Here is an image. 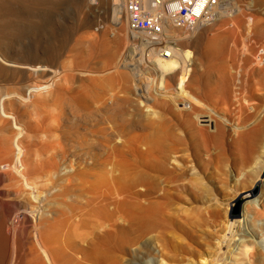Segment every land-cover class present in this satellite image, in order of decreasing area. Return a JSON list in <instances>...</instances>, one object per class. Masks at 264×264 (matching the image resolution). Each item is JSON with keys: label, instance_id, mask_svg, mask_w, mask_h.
<instances>
[{"label": "bare ground", "instance_id": "1", "mask_svg": "<svg viewBox=\"0 0 264 264\" xmlns=\"http://www.w3.org/2000/svg\"><path fill=\"white\" fill-rule=\"evenodd\" d=\"M55 1L0 0V78L20 79L26 74H37L38 76L40 74V76L48 78L44 82L42 81V84L38 83L39 85H37L36 83L33 86L34 83H32V86L22 92L13 93L12 98L0 100V129L4 131L10 129L13 134L12 138L8 136L9 138L0 140V175H4V178L0 179V185L6 181L9 182H7L9 185L5 184L8 190L3 192L1 188L0 196L5 198L3 199L5 201L7 199L9 202L12 200L16 205L14 211L12 209L14 215L10 218L11 223L5 224V221L8 220L6 217H4L6 220L1 219L3 212H1L3 214L0 217L4 221V225L2 221V226H5L3 227L4 231L6 229L5 233H3L4 231L2 233L5 234V243H7L5 247L7 249H3H6V256L8 255L9 260L11 259L9 264L19 263L20 256L26 250V246L40 250L43 259L46 261L43 262L41 258L40 263L42 261L43 264H63L61 260L67 256L60 259L58 255L63 252L60 242L65 236L59 234V237H63L59 240L58 236L53 233L49 236L46 235L50 231L53 232V223L57 226L55 221L51 222L56 219V216L58 217L56 221L61 218V221L58 220V222L65 224V226L61 225V228L65 227L66 233L73 237L71 244L78 251V259L90 264H124L123 256L128 254L131 247L134 248L133 252L137 263L150 264L149 261L145 260L144 255L152 256L154 253L153 245L156 242L160 243L163 252L160 250L161 255L157 253L156 256H153L155 259H162L161 262L156 261L154 264H163V261H167V263L164 262L166 264H184L186 260L191 258L196 259L201 264H264L263 149L256 166L252 170L250 169L258 181L252 190L238 193V198L233 202L230 213L228 212L230 218L228 217L226 221L206 225L208 230L201 229L202 233L194 242L195 244L193 243L194 245L188 244L189 242L186 243L187 241H181L180 239H183L185 235L183 234L184 236L182 235L183 237L180 238L175 234L176 230L173 232L174 229H170L171 209L173 208L169 183L173 178L172 169L184 167L178 159L181 158L179 155L181 152L190 149L188 141L194 137L198 138L199 136H196L199 134L210 136L216 133L222 125L226 126L227 124L238 128L241 127L239 123L246 126L247 124L244 123L246 121L249 126L251 124L253 126L257 122L264 126V49L259 51V55L256 54L257 57L250 56L254 51L252 49L250 50L251 53L248 52L250 55L246 52L248 57L242 58L243 67L237 74L234 72V75L231 76L225 72V74H217L212 69V63L213 61L215 63L218 57L219 59L231 57L233 60L239 59L241 62V55L246 48L241 46L242 43L240 45L237 42L238 39L236 42L227 37H225L226 40L219 39L214 31L215 36L214 34L211 35V31L216 28L214 25L218 24L223 17H233L241 7H238V4L236 7L233 5L235 3H229V0H198L193 7V13L200 15V19L195 25L186 27L195 40L187 42L183 47L176 48L172 47L170 42L178 41L179 36L182 38L184 34L174 29L176 28L175 25L165 27L161 35L149 31L132 30L128 26V17L124 10L126 0H106L110 3L108 13L111 14L112 20L120 26L122 35L124 34L131 40L137 39L142 45V53L137 65L135 63L130 65L132 62L127 63V60H120L121 62L118 60L119 62H117L116 55L119 56V53L115 55L116 60L114 56H111V53V55L107 54L114 58H111L112 61H116L110 69L117 68L115 71L117 70L116 74H118L120 72H118V68H134L130 70L135 72L134 77H138V79L134 78V87L131 88L128 87L131 85L125 87L126 84L124 83L122 93L125 96L123 97L119 96L121 91L115 90L116 85H120V83L112 85L116 83L114 82L116 80L113 83L111 81L112 87L115 88L100 85L98 89L91 90L88 96H84V99L80 98L78 90L74 92L71 89L72 92L67 95L68 99L76 103L72 104L75 108L66 110L65 107H61V104H55V109L61 107L58 112L56 110V114L52 117L51 123L54 125L49 124L55 127L53 130L51 129L52 131L47 129L44 131V137L49 143H46L44 139L46 145L42 143L41 146L45 147V149L43 147L44 150L50 147L51 150L56 151V156L53 157L51 153L52 160L47 161L50 158L49 155H46L47 158L43 157L45 155L42 156L41 153L43 154V152L40 153V150V154H38V149L37 153L35 150L33 154L32 150L30 153L28 141L31 136L28 135L26 126L28 119L18 115L17 109L22 105L26 106L30 109L32 115L30 117L39 122L43 121L45 113L36 111L37 97L51 94L60 81H57L58 77L64 71L59 65L61 71L57 69L58 67H51L48 60L38 58L41 53L40 49L34 50L33 53L37 55V58L33 60L21 57L14 58L10 49L13 48L16 37L22 35L26 29L32 31L38 29L39 31L40 28L47 29L50 25L52 28L55 26L57 18L62 16L60 2ZM148 1L142 0V3L147 5ZM84 2L85 0L82 1L83 4ZM257 2L255 3L258 5ZM259 4L262 5L264 2ZM259 7L258 5V9H260ZM262 9L260 10L264 11ZM250 15L253 16L254 14ZM252 16L249 21V28L243 27L244 30L256 31L255 27L253 29L251 26L256 24L255 20L257 21L259 16L256 15L257 19ZM84 17L83 14L79 16L75 24L80 26ZM241 18L239 16V19ZM262 19L260 18L259 22ZM52 20H54L53 23H51ZM258 26L263 25L259 23L256 28H260ZM243 29L241 30L243 31ZM257 31L260 32L258 29ZM256 33L254 32V34ZM262 34L264 35L263 32ZM262 34L260 36L264 37ZM187 36L189 37V35ZM260 36L259 39L261 40ZM49 37L51 38V36ZM84 44H89V42L84 41ZM257 44L259 45L256 42ZM255 46L254 49L257 50L264 47V45H262L263 47L260 45L259 48ZM250 48L252 47L249 46ZM120 59L122 58L120 57ZM50 62L52 63V61ZM144 63L146 64L144 65ZM106 64L108 66L107 61ZM141 67L143 69H140ZM66 69L67 67H65ZM98 70L102 69L99 68ZM148 70L155 71L159 78L158 82L160 80L159 90H155L156 96L149 89H143V77ZM131 72L128 74L130 75ZM128 77L130 78V76ZM121 78L123 79V75ZM121 81L123 82V80ZM15 82L18 83L17 80ZM96 84L101 83L96 82ZM92 86H95L94 83ZM130 89L133 91H129ZM57 90H55L56 93ZM11 99H13L12 102ZM121 102L124 103V105L122 103L123 106ZM54 108L51 111L55 110ZM48 113L49 111L46 112V114ZM45 119L48 118L45 117ZM236 121L240 126L234 125ZM38 125H41V122ZM45 125L44 127H46ZM250 129L252 130V128ZM56 132L60 133V137L56 135ZM44 137L42 136V138ZM55 137L58 138L55 140ZM53 139L55 142L52 141ZM57 139L58 142H56ZM72 141L73 143L75 141L76 144L71 143ZM207 152L209 153L208 150ZM69 154L73 165H69ZM39 156L43 166H48V164L44 165V161L48 162L51 170L49 167L45 168L46 170L44 167L41 168L42 163L39 164L37 161L40 159ZM207 157L209 156L207 155ZM171 166L173 168H170ZM39 167L42 171L45 170L44 174L49 168L48 175L46 173L47 176H43L44 174L40 173V176L39 173L35 172ZM40 168L38 172H40ZM247 169L245 168V170ZM241 173L238 176V181L245 174ZM220 174L222 175V173ZM200 189L202 191V188ZM204 191L206 192V190ZM227 206L229 209L231 204ZM2 208L4 206L1 207V210ZM199 215L192 219L196 220L198 216L197 220L204 221L206 216L202 217L204 216L202 215L201 219ZM239 217L240 219L235 220ZM179 219L181 218L179 217ZM184 219L182 220L184 221ZM194 222L192 221V223ZM206 222L207 218L205 224L208 223ZM171 225H173V220ZM198 226L195 225V227ZM60 230L62 232L64 229ZM31 247L29 248L34 253L38 252H35ZM145 251L148 254H145ZM1 257L0 260H3L5 255ZM5 259L8 260L6 257Z\"/></svg>", "mask_w": 264, "mask_h": 264}, {"label": "rangeland", "instance_id": "2", "mask_svg": "<svg viewBox=\"0 0 264 264\" xmlns=\"http://www.w3.org/2000/svg\"><path fill=\"white\" fill-rule=\"evenodd\" d=\"M53 1H55V0H53ZM82 1H84V0H56L55 2H60L62 16L60 18L59 17L57 18V20L55 22L56 24L54 23L55 26L52 28L51 27L52 25H50V27H47V29L40 28L39 31H38V29H36V31L26 29V31L23 32L24 34L22 33V35H19L18 37H16L17 40L16 39L14 40L15 44L13 45V48L10 49L12 57H14V58L21 57V58H26L29 60H33V59L37 58V55L33 52L36 48L40 49L41 53H40L38 58L48 60L49 65L51 67H54V68H57L59 65V67L62 69V71L65 72V73L63 72V74H61V76L63 78L61 76L58 77L57 81H59V80L60 81L57 83V86L54 88V91L51 92V94H48V96L47 95H40L37 97V100H38L37 103L38 104L36 107V111L41 112V113L42 112L45 113V117L48 118V119H45V117H44L43 121L42 120L40 121L41 125H38V124H40L39 121L30 117V115H31L30 109H28L26 106L22 105L23 107L21 106L19 109H17L18 115L25 116V119L26 120L28 119L27 120L28 122L26 121L27 122L26 126L28 129V135L31 136V137H29V141H28V143H30L29 144L30 153H31V150H32V154L35 151L37 153V149H38V154L43 152V154L41 153V155L42 156L45 155L43 157L47 158L46 155H49L48 157H50V158H48L47 161H50L49 159L52 160V157L50 156L51 153H52L51 155L53 157L56 156V151L54 152V150H51L50 147H47L46 148L47 151H46V150H44L45 147L41 146V145H43L42 143H44V145H46L44 142V139L46 140V143H49V141L44 137L45 129H47V130L52 129L53 130V128L55 127V126H52L54 124L51 122H52V117L56 114V110L58 112L59 108H61V107H65L66 110H72L73 108H75V107H73L75 102L73 103V101L68 99L67 94L71 93L72 91L75 92L76 90H78V92L80 93V98L84 99V96L85 97L88 96L91 93V90L93 91L94 89L95 90L98 89V87L100 85L101 86L103 85V86H106L109 88V86L112 87V85H116V84L120 83V85H122V86L120 87V85H116L115 90H117L119 92L121 91V93H119V96H122V97L125 96V94L122 93L124 90V89H122L123 86L126 84L125 87L128 85H131V86H128L129 88L134 87L133 82H134V78H136V77H134L135 72L134 71L131 72V70H133L134 68H132V69L131 68H129V69L125 68L124 69L122 67V68H120L121 70L118 68V72L120 71L118 74H116L117 70L115 71V69H117V68H115V69H110V68L114 65V63H116V61L119 62L120 60L121 61L127 60L126 61L127 63L132 62V63H130V65H132L134 63L137 65V63L139 61V57L141 56V53H142L141 52L142 51L141 50L142 49L141 43L137 39L131 40L129 37H126L124 34H123L124 35V37H123L122 30H121L120 26L117 25L112 20L111 14L108 13L109 9H110V3H108L106 0H85V2L83 4ZM258 1L259 2H257L256 0H229L228 1L229 3H232V4L235 3L233 5H235L236 7H237L236 4H238V7L240 6L241 8H239V12L236 13L233 17H223L224 19L222 18L218 22V24L214 25V26H216V28H214V30L211 31L212 32L211 35H213L215 32V34L218 35V36L216 35V37H218L219 39L223 38V40H226L225 37H227V38H232V40H235L234 42H236V40L238 39L237 42L240 43V45L242 43L241 46H244L246 49L243 50V55H241V58H240L241 62L239 61V59L233 60L231 57L220 58V59L218 57L219 60L217 59L215 61V63H214V61L212 63V69H213L214 73H216V72H217V74H225L226 73L229 76L237 74L238 72H240L241 67H243L242 66L243 65L242 60L244 58L248 57V55H246V52H247V54H249L254 50L253 52L255 54L252 52V55H250V54L249 55L251 57H253V56L257 57L256 54L259 55L260 54L259 51L264 49V47L262 46V45H264V40H262V39H264V37L260 36L262 34V32L264 33V21H263L264 11L260 10L262 8H263L262 10H264V6H263L264 4H262L264 2V0H262L263 2L261 0H258ZM255 2L258 3V5L260 6L259 7L260 9H258V5ZM259 3H261L262 5H260ZM113 4H114V2H113ZM241 10H242V12H241ZM252 11H255V12H252ZM246 13L248 14V16H245V15H247ZM82 14L85 16L83 23L80 24V26L76 25L75 23H76L78 17L81 16ZM250 14H254L253 15L254 17ZM256 15L259 16L258 19H257ZM239 16H240V18L241 17L242 18L239 19ZM251 16L254 19H257V21L255 20L257 25L259 23H260V25H263V26H258L260 28H256L257 27L256 24L251 26V28H253V29L255 27L256 31H257V29L260 32L262 31L261 34L258 31H257V33H259V34L257 35L256 31H254L256 33V34H254V32H252L250 29L246 30L247 28H249L248 25H249V21H250ZM236 18H238V19H236ZM260 18L261 19L263 18L261 20V22H259ZM53 22H54V20H52L51 23H53ZM239 22H241V23L239 24ZM245 23H247V24L244 25ZM243 27H246L245 30L247 32L243 29ZM261 27H263V28L261 29ZM233 28H235V29H233ZM174 29L178 30V32H180L181 34H184V36L182 35V38L183 37L184 38L182 39L181 36H179L178 41H174V40L171 41L170 43H171L172 47H176V48L183 47L187 42L195 40L193 38V36L190 35L191 32L189 30H187L186 27H183L182 29L181 28L179 29V27H176ZM241 29H243V31ZM215 34H214V36H215ZM187 35H189V37ZM252 35L255 37L253 38ZM49 36H51V38ZM190 36H191V38H190ZM259 36H260L261 40L259 39ZM234 37H235V39H233ZM248 37H249V39H248ZM240 38L242 41L240 40ZM52 39L54 42L52 41ZM187 39H189V40H187ZM223 40H220V41L222 42ZM84 41H88L89 44H84ZM262 41H263V43H261ZM249 42H250V44H249ZM253 42L255 43V45H256V42L259 43V45L257 44L258 46L256 45L257 48H259L261 46L263 48H260L259 50H257L255 48L256 49L255 50L254 49L255 45H252V44H254ZM54 43H55V45H54ZM248 45L252 48L249 49ZM251 49H252V51H250ZM112 52L115 54H113ZM117 53H119V56H117L118 55ZM44 54H45V56H44ZM107 54L111 55L112 57L113 56L115 57V55L117 54L116 55L117 60L115 57L116 61L113 60L114 61L113 62L112 59H114V58L108 56ZM107 57H110V58H107ZM120 57L122 59H120ZM222 59H223V61H222ZM50 61H52V63ZM78 61H79V63L80 62L81 63L79 64ZM106 61L108 62V66H107V64L105 65ZM220 61H222V62H220ZM146 63H144V65ZM65 64H66V66H65ZM102 64H103V67L105 69L102 67ZM62 65H64V66H62ZM59 67L57 69H59ZM65 67H67L68 70L67 69L65 70ZM99 68L102 70H98ZM224 68H226V69H224ZM61 69H59V70L61 71ZM140 69H143V68L141 67ZM233 69H234V71H233ZM92 70L95 72H93ZM103 70H105V71H103ZM228 70H230L232 72H230ZM236 70H237V72H236ZM227 71H228V73L229 72L230 73L228 74ZM129 72H131L130 75L128 74ZM233 72H234V74H233ZM112 73H113V76H111ZM106 74H108V75H106ZM122 75H123V79L121 78ZM128 76H130V78ZM24 77H22L20 79H15V78L12 79L9 77H7V79L5 77L0 78V81H2V79H3V81L0 82V100L2 101V100L9 99L10 97L12 98L14 96L13 93L22 92L24 89H26L32 85L34 86V85H36V83H37V85H39L38 83L42 84L45 80L48 79V78L46 79L45 76H42V75L40 76V74H39V76L37 74H31V75L26 74V76H24ZM113 77H115V78H113ZM42 78H45V79H42ZM59 78H62V79H59ZM71 78H72V80H71ZM111 79H113V80H111ZM136 79H138V77ZM158 79L159 78H158L155 71L148 70L145 73V76L143 77V80H144L143 81V85H144L143 89H149V91H151L152 94L156 96L155 92L157 90H159V87H160V80L158 82ZM16 80L18 81V83L15 82ZM107 80H108V82H107ZM114 80H116V81H114ZM121 80H123V82ZM62 81H63V83H62ZM111 81H112V83H113V81L116 83L111 85ZM71 82H72L73 86L71 85ZM96 82L97 83L99 82L101 84L98 85V84H96ZM131 82H132V84H130ZM32 83H34V84H32ZM93 83L95 86H92ZM147 83H149V84H147ZM74 86H75V88H74ZM118 87H120V88H118ZM129 88H125V89H129ZM56 89H58L57 93L55 91ZM71 89H72V91H71ZM129 91H133V89H130ZM58 92H61L62 94L58 93ZM126 96H127V94H126ZM128 96L130 97V95H128ZM42 98L44 101L42 100ZM49 99H51V100H49ZM59 99H60V101H59ZM10 101L12 102L13 99H11ZM122 103L123 102H121V105H122ZM55 104L56 105L61 104V107L59 106L57 109H55L54 108ZM123 105H124V103H123ZM53 108L55 110L51 111V109H53ZM45 110H46V112L49 111L50 114L49 113L46 114ZM53 111H55V112L53 113ZM247 121L250 122L251 120H247ZM36 122H37V124H36ZM42 123H44V124H42ZM177 123H178V121H177ZM232 123L234 124V122H232ZM244 123H245V125L246 124L247 125L243 126L244 124L242 125V123H239L241 125V127H238V128H235V127L230 126V125L228 126V124L226 126L222 125L216 133H213L210 136L208 134H202V135L199 134L196 136V137L199 136L198 138L194 137V139L192 138V139H190V141H188L190 149H188V151L181 152L179 154L181 156V158H179L178 160L183 164L184 167H180L179 169H172L174 173H173V178L170 180V183H169V191H170L171 204H172V208H173V209H171L172 215L170 217L171 218L170 229L171 230L174 229V230H172L173 232L176 230L175 234H177L180 238L185 235V237H183V239H180L181 241H184V242L187 241L186 243L189 242L188 244L192 243L191 245H194L195 244L194 242H196L198 240L199 235L202 233L201 232L202 228H203L202 230H204V228L205 229L207 228L206 225H211L212 223H219L220 221H226L229 217V213L231 211V207H232L233 202L238 198V193L239 192L243 193V192L252 190L256 184V181H258L257 177L251 173V170L256 166V162L258 160V157L262 155V152H263L262 149L264 150V126H262L261 123L258 124V122L253 126H251L252 124L249 126L246 121ZM49 124H52V125L50 126ZM239 124H238V121H236V123L234 125H236V127H237V126H240ZM44 125L46 127H44ZM49 126H50V129L48 128ZM257 126L259 129L257 128ZM260 127H261V129H260ZM29 128H30V130H29ZM250 128H252V130ZM253 128L255 129V131ZM42 129H44V130H42ZM256 129H258V130H256ZM9 130L10 129H8V130L5 129V131H4L3 129H0V140L4 139V138H9L13 135L12 130H10V131ZM236 130H238V131H236ZM257 131H259V132H257ZM2 132H4V133H2ZM40 134L44 138H42V136ZM59 134L60 133H57L56 135L58 137H60ZM58 137H55V140ZM72 137L74 139V136H72ZM70 139H72V138H70ZM55 140L53 139L52 141L55 142ZM32 141H34V142H32ZM58 141L59 140L57 139L56 142H58ZM71 143H73V141ZM73 144H76L75 141ZM37 147H39V148H37ZM43 147H44V149H43ZM39 150H40V153H39ZM207 150L209 151V153L207 152ZM44 152L47 154H45ZM53 153H55V155H53ZM195 154H196V156H195ZM34 155H35V153H34ZM207 155L209 157H207ZM39 158L40 159H38V157H37L38 160L37 159L36 160L38 161L39 164L42 163L41 164L42 166L41 165H38V166H41V168H43L44 166H43V162H41V157L39 156ZM46 158H43V159H46ZM68 159H69L68 161L70 162V164L69 163L68 164L73 165V163H71V155L70 154L68 156ZM210 159H212V160H210ZM39 160H40V162H39ZM45 164H48V166L46 165L44 167V169L47 167L50 168V165L48 162L46 163L44 161V165ZM39 168H37V170L35 171V172L39 173V175H40V173H43L46 170V169L45 170L43 169V171H42V169L40 168V172H38ZM49 168H48V171L46 172L47 175H48L49 171L51 170V168H50V170H49ZM170 168H173V167L171 166ZM245 168L246 169L248 168L249 171H248V169L245 170ZM235 169H237V170H235ZM241 171L243 174L244 173L245 174H244L243 178L240 181H238V176L240 175ZM46 173L45 174L43 173L44 175L43 174L42 175L47 176ZM220 173H222V175ZM224 174H226V175H224ZM3 178H4V175H0V179H3ZM48 178H50V177H48ZM44 179H46V178H44ZM191 180L194 181V182L192 181L194 183V185L191 182ZM7 182L8 181H6L5 183L0 185V192H2V189H3V192H6L8 190L7 185H9L8 184L9 182L8 183ZM5 184H7V185L5 186ZM4 187H6V188L4 189ZM200 188H202V191ZM203 189L206 190V192ZM262 193H264V185L262 187ZM3 199H5V198L0 196V206L1 205H2L1 207L4 206V208H2V210L4 209L3 211L1 210V207H0V217L3 216L1 218L3 220H6V218H7L8 223H6L7 221H5V224H9L12 222V220L10 218H12L14 215L13 211L16 208V205H15V202H13L12 200H10V202H9L8 199L6 201ZM227 202L229 204H231L229 209L227 206L229 204ZM225 204H227V205H225ZM12 205H14V206L12 207ZM173 206H175V207H173ZM177 206H178V209H177ZM175 208H176V210H175ZM12 209H13V211H12ZM177 210H178V212H177ZM175 211H176V213H175ZM1 212H3L4 214ZM242 212H243V210H242ZM199 214H201V215H199ZM196 215H199V218L202 215H204L202 217L206 216L208 223L206 222L207 224H205L206 218H204L205 219L204 221H202V220L200 221V219L197 220L198 216L196 218L197 221L195 219H192L193 217L195 218ZM221 215H223V216H221ZM174 216H176L178 218V220ZM185 216H187V217L185 218ZM4 217H6V218H4ZM179 217L181 219H179ZM182 217H184L186 220ZM202 217H201V219H202ZM240 217L235 218V220L240 219ZM55 218L57 219L58 217L56 216ZM56 219L52 220L51 222L55 221L57 226H55V224L53 223L52 224V228L54 229L53 232L50 231L46 235L49 236L53 233L54 235L58 236L59 240H61L63 238V237H59V234H60V236L62 234H63V236H65L62 239V241L60 242L61 246H62L61 251H63V252H60L58 257H60V259H62L65 256H67V257L64 260H61V262L63 264L64 263L65 264H79V263L80 264H90V263H87L86 261H80L78 259V257H79V255L77 253L78 251L76 249H74L72 244H71L73 242V237L66 233L65 227L61 228V225L65 226V224H63V222H58V220L61 221V218L58 219L57 221H56ZM182 219H184V221ZM3 220L0 221V237H1L0 239H1L2 243H4V244H2L0 241V245L2 244L0 247V257L1 256L3 257L5 255V257L8 258V260L6 261L5 257L4 258L1 257L3 260H0V263L2 264L5 261L6 264H9V263H11V259L9 260L10 257L8 255L6 256L7 252L5 254V250L7 249L5 246H7L6 245L7 243H5L6 242L5 234H3L6 231V229H5V231L3 229V227H5V226H2ZM10 220H11V222H10ZM172 220H173V225H171ZM179 220H182L183 222L179 221ZM194 220H195V222H194ZM192 221L194 223H192ZM200 222H204V223H200ZM200 224H202V225H200ZM3 225H4V221H3ZM195 225L196 226L199 225V226L195 227ZM54 226H55V228L56 227H58V228L55 229ZM190 226H192V227H190ZM60 229H64V230H62V232H60L61 231ZM195 229H197V230H195ZM199 229H200V231H199ZM179 230H181V231H179ZM206 230H208V229H206ZM2 231H4V232L2 233ZM196 231H198V232L196 233ZM228 234H230V233L228 232ZM2 237H3V239H2ZM65 238H67V239H65ZM64 241H65V243H64ZM62 242L64 245L62 244ZM67 245H68V247H66ZM159 246H160V243L156 242L153 245V248H154L153 252L154 253L152 254V256L144 255L146 258L145 260L149 261L150 264H154V263H156V261L161 262L162 259H160V258L155 259L153 257V256H156L157 253H158V255H161V253L163 252V248L161 246L160 247ZM29 247H31V246H28V247L26 246V248H25L26 250H24L22 252V256H20L21 258H20L18 264H22L23 262H24L23 264H25V263L26 264H32L33 262H34V264H43L42 261H41V263L39 261L41 258H42L41 260H43V262H46L45 259H43L44 257H42V253L40 252V250L38 248L36 250V248L31 247L35 250V252L38 251L41 255L38 252H37L38 253V255H37V253H34V251L32 249H30ZM1 248L2 249L6 248V249L5 250L3 249L4 250V252H3V250ZM133 249H134L133 247L129 248L128 254L123 256L124 264H140V263H137V261L135 259V253L133 252ZM68 250H70V251H68ZM160 250H162V252H160ZM1 253H3V254L1 255ZM145 254H148L147 251H145ZM73 256H75V257H73ZM164 262L167 263V261H163V264H166ZM191 262L194 264L198 263V261L196 259L193 260V258H191L190 260H186L184 262V264H192ZM5 263H3V264H5ZM44 264H46V263H44ZM198 264H201V263H198Z\"/></svg>", "mask_w": 264, "mask_h": 264}, {"label": "built area", "instance_id": "3", "mask_svg": "<svg viewBox=\"0 0 264 264\" xmlns=\"http://www.w3.org/2000/svg\"><path fill=\"white\" fill-rule=\"evenodd\" d=\"M198 0H126L124 10L128 26L135 31H149L161 35L169 25L179 28L195 25L200 15L193 13Z\"/></svg>", "mask_w": 264, "mask_h": 264}]
</instances>
